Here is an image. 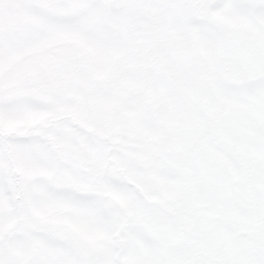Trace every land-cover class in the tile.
<instances>
[{"label": "snow or ice", "instance_id": "snow-or-ice-1", "mask_svg": "<svg viewBox=\"0 0 264 264\" xmlns=\"http://www.w3.org/2000/svg\"><path fill=\"white\" fill-rule=\"evenodd\" d=\"M0 264H264V0H0Z\"/></svg>", "mask_w": 264, "mask_h": 264}]
</instances>
